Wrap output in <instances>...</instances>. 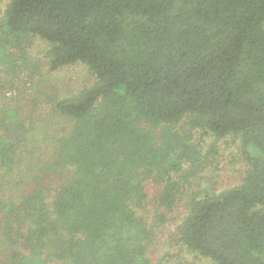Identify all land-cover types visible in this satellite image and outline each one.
I'll return each instance as SVG.
<instances>
[{
  "label": "trees",
  "instance_id": "trees-1",
  "mask_svg": "<svg viewBox=\"0 0 264 264\" xmlns=\"http://www.w3.org/2000/svg\"><path fill=\"white\" fill-rule=\"evenodd\" d=\"M1 33L38 36L50 70L80 62L95 77L55 103L70 123L56 180L8 205L25 230L14 264H149L145 180L171 209V174L201 159L182 121L233 135L246 169L188 198L178 240L211 264H264V0H9ZM15 147L0 143V164Z\"/></svg>",
  "mask_w": 264,
  "mask_h": 264
},
{
  "label": "rangeland",
  "instance_id": "rangeland-1",
  "mask_svg": "<svg viewBox=\"0 0 264 264\" xmlns=\"http://www.w3.org/2000/svg\"><path fill=\"white\" fill-rule=\"evenodd\" d=\"M8 2L0 0V20ZM0 41V143L16 144L9 153V165L0 164V264H14L12 250L26 253L25 230L12 215L6 220L8 205L11 201L16 204L32 188L44 187L49 177L56 180L49 172L54 142L70 123L56 111L55 103L91 84L95 77L80 62L50 70L48 44L38 36L1 33ZM180 126L190 135L201 159L197 166L186 164L179 173L171 174L180 184L171 209L158 206L163 184L154 177L145 180L147 198L139 213L148 225L145 256L149 264H211L181 244L177 225L192 194L236 185L246 169L233 135L216 139L184 121Z\"/></svg>",
  "mask_w": 264,
  "mask_h": 264
}]
</instances>
